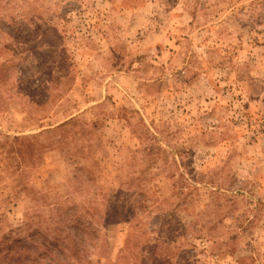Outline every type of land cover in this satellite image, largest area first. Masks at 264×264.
Segmentation results:
<instances>
[{"label":"rangeland","instance_id":"374dc122","mask_svg":"<svg viewBox=\"0 0 264 264\" xmlns=\"http://www.w3.org/2000/svg\"><path fill=\"white\" fill-rule=\"evenodd\" d=\"M55 237L264 264V0H0V264Z\"/></svg>","mask_w":264,"mask_h":264},{"label":"trees","instance_id":"16d2710c","mask_svg":"<svg viewBox=\"0 0 264 264\" xmlns=\"http://www.w3.org/2000/svg\"><path fill=\"white\" fill-rule=\"evenodd\" d=\"M73 120L72 118L69 119L68 121ZM59 127V126H58ZM92 223L88 222L89 227L91 226ZM52 247L48 246L46 250H43L41 253L43 256H48V254H52L54 249H58V254L55 255L54 261L50 264H80L79 262L74 263L73 257H75L78 252H81L79 248L72 247L67 243L61 241L59 238L55 237V239L52 241ZM41 245L37 247L38 251H41ZM44 253V254H43ZM36 264H44L43 262H35Z\"/></svg>","mask_w":264,"mask_h":264}]
</instances>
